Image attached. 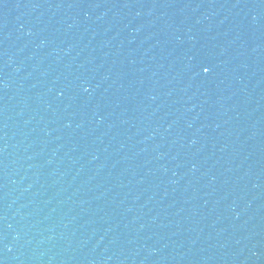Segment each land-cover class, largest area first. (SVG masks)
I'll use <instances>...</instances> for the list:
<instances>
[{
  "label": "water",
  "instance_id": "1",
  "mask_svg": "<svg viewBox=\"0 0 264 264\" xmlns=\"http://www.w3.org/2000/svg\"><path fill=\"white\" fill-rule=\"evenodd\" d=\"M0 264H264V0H0Z\"/></svg>",
  "mask_w": 264,
  "mask_h": 264
},
{
  "label": "snow or ice",
  "instance_id": "2",
  "mask_svg": "<svg viewBox=\"0 0 264 264\" xmlns=\"http://www.w3.org/2000/svg\"><path fill=\"white\" fill-rule=\"evenodd\" d=\"M204 71L207 72L208 71V68H204Z\"/></svg>",
  "mask_w": 264,
  "mask_h": 264
}]
</instances>
